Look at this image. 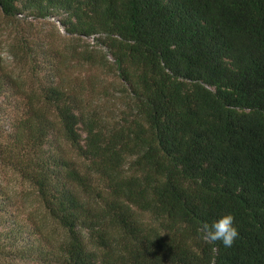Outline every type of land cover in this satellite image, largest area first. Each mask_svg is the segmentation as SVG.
<instances>
[{
    "label": "trees",
    "instance_id": "obj_1",
    "mask_svg": "<svg viewBox=\"0 0 264 264\" xmlns=\"http://www.w3.org/2000/svg\"><path fill=\"white\" fill-rule=\"evenodd\" d=\"M0 11L26 72L0 51V264H264V0Z\"/></svg>",
    "mask_w": 264,
    "mask_h": 264
},
{
    "label": "rangeland",
    "instance_id": "obj_2",
    "mask_svg": "<svg viewBox=\"0 0 264 264\" xmlns=\"http://www.w3.org/2000/svg\"><path fill=\"white\" fill-rule=\"evenodd\" d=\"M3 16L0 11V51L2 52V56L7 60L8 66L10 68L16 69L20 71L23 69L24 73L25 69L22 68V64L15 60L12 54L8 50V42H11L13 39V35H11V28L6 26L5 20H3ZM22 26L20 29H28L31 31V35H34L35 38L42 37L41 39H45L46 41H55V44L59 45V41H56V38H59L61 41V37L65 36V32L63 30V26L60 24L57 17H47V18H33V16H28L27 18L21 19ZM18 28L13 30V34L17 33ZM34 38V39H35ZM88 41L93 42L94 38H88Z\"/></svg>",
    "mask_w": 264,
    "mask_h": 264
},
{
    "label": "clouds",
    "instance_id": "obj_3",
    "mask_svg": "<svg viewBox=\"0 0 264 264\" xmlns=\"http://www.w3.org/2000/svg\"><path fill=\"white\" fill-rule=\"evenodd\" d=\"M231 213L224 214L211 224L203 225V236L208 241L215 243L219 241L224 247L230 248L239 235Z\"/></svg>",
    "mask_w": 264,
    "mask_h": 264
}]
</instances>
